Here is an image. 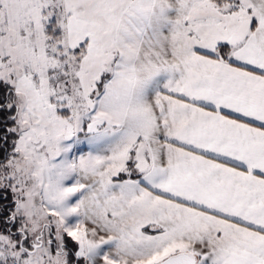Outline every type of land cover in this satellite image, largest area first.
<instances>
[{"label": "snow or ice", "instance_id": "obj_1", "mask_svg": "<svg viewBox=\"0 0 264 264\" xmlns=\"http://www.w3.org/2000/svg\"><path fill=\"white\" fill-rule=\"evenodd\" d=\"M0 264H264V0H0Z\"/></svg>", "mask_w": 264, "mask_h": 264}]
</instances>
